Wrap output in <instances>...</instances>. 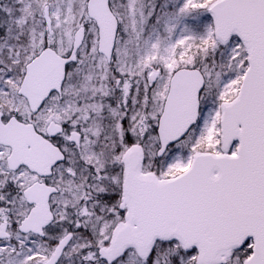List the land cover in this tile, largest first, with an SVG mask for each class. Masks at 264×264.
<instances>
[{"label": "snow or ice", "instance_id": "1", "mask_svg": "<svg viewBox=\"0 0 264 264\" xmlns=\"http://www.w3.org/2000/svg\"><path fill=\"white\" fill-rule=\"evenodd\" d=\"M0 264H264V0H0Z\"/></svg>", "mask_w": 264, "mask_h": 264}]
</instances>
